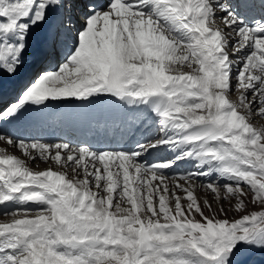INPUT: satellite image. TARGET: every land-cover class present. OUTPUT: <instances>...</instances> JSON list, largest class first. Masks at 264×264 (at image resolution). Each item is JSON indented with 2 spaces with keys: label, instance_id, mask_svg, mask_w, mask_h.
I'll list each match as a JSON object with an SVG mask.
<instances>
[{
  "label": "snow or ice",
  "instance_id": "obj_1",
  "mask_svg": "<svg viewBox=\"0 0 264 264\" xmlns=\"http://www.w3.org/2000/svg\"><path fill=\"white\" fill-rule=\"evenodd\" d=\"M29 56L50 66L16 90ZM104 96L154 130L118 149L0 130L58 166L0 149V264H264V0H0V129Z\"/></svg>",
  "mask_w": 264,
  "mask_h": 264
},
{
  "label": "bare ground",
  "instance_id": "obj_2",
  "mask_svg": "<svg viewBox=\"0 0 264 264\" xmlns=\"http://www.w3.org/2000/svg\"><path fill=\"white\" fill-rule=\"evenodd\" d=\"M36 64L37 63L34 62L31 56L27 58L25 66L21 69L20 73L15 79L16 90L22 86L23 80L25 78L24 75H26L31 69L35 70ZM237 94L239 95V93ZM238 95H236V97L233 99H237ZM112 107L117 108L118 114L115 115L113 120L107 125V134L99 133L94 138H92L91 142H86V140L83 138L78 139L77 141H70L63 137L54 139L49 138L50 136H55L58 133L59 128L65 126H69L71 129L77 128L79 124L71 121L75 117H81L83 119L81 125L87 126L88 128L94 125L99 126L103 124L101 114H104ZM37 116L39 118H35ZM60 116L64 117V121L67 122L66 125L60 124ZM86 117H94L98 118L99 120L96 122L92 121L88 124L84 121ZM25 119L36 120L37 124L33 128L28 127L23 129L22 123ZM16 122L18 123L17 125L15 124ZM0 130H7L9 133H15L20 139L25 140H41L42 142L49 143L64 141L70 143L73 147L88 145L99 149H118L121 147L127 148L132 146L135 141L152 132L154 128L152 118L149 116V113L146 109L126 105L123 102L118 101V99L115 97L104 96L99 100H94L92 103L81 102L75 98H66L63 101H53L48 108L43 109L40 113H37L35 108H30L22 115L19 120L15 121L11 125H4L3 129ZM127 138L128 140L125 141ZM0 149L27 160L29 166L33 167L34 170H44L49 166L58 168L54 162L49 164L38 159L36 163H33L22 153L18 147L7 145L4 141H0ZM167 154L168 153L153 152L151 155L147 156L146 159L149 161H155L160 155ZM185 170H192L191 164L181 163L176 169L173 170V172H183ZM171 174L173 173H169V175ZM206 182L207 181H205L203 178L193 181V183ZM197 195L200 198L206 197L210 201L215 200L214 194L211 192H206L204 189L198 190ZM246 204L248 207L253 206L247 200ZM226 205L229 204L225 202L224 206L226 207ZM230 206L234 207L233 205ZM30 207H35V205H31ZM1 210L3 211V209H0V213ZM10 219V216L0 214V222Z\"/></svg>",
  "mask_w": 264,
  "mask_h": 264
},
{
  "label": "rangeland",
  "instance_id": "obj_3",
  "mask_svg": "<svg viewBox=\"0 0 264 264\" xmlns=\"http://www.w3.org/2000/svg\"><path fill=\"white\" fill-rule=\"evenodd\" d=\"M33 69H31L28 73H27V75L32 71ZM26 75H24V77H25ZM236 95H238L236 92H234L233 93V97L232 98H234V97H236ZM258 127H264V118H261V117H256L255 119H254V121H253ZM36 167V166H35ZM214 179V178H213ZM227 203V202H226ZM232 205L234 206V201H233V203H232ZM229 207H232V206H230V205H226V207L225 208H229ZM233 209H234V207H232ZM249 209L250 210H258V209H256V208H254V206H250L249 207ZM236 211L235 210H233V211H229V213H228V215H229V217H236V218H238L239 216L238 215H240V213H235ZM1 215L3 214V211L1 210V213H0ZM235 215H237V216H235Z\"/></svg>",
  "mask_w": 264,
  "mask_h": 264
}]
</instances>
